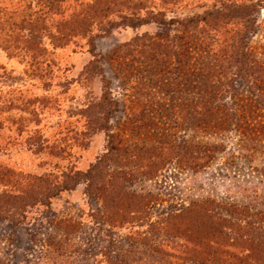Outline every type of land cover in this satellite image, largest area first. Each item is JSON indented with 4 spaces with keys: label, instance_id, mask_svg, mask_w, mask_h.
<instances>
[{
    "label": "rangeland",
    "instance_id": "rangeland-1",
    "mask_svg": "<svg viewBox=\"0 0 264 264\" xmlns=\"http://www.w3.org/2000/svg\"><path fill=\"white\" fill-rule=\"evenodd\" d=\"M33 17L43 57L0 42V264H189L175 234L264 229V0H0V38Z\"/></svg>",
    "mask_w": 264,
    "mask_h": 264
},
{
    "label": "trees",
    "instance_id": "trees-1",
    "mask_svg": "<svg viewBox=\"0 0 264 264\" xmlns=\"http://www.w3.org/2000/svg\"><path fill=\"white\" fill-rule=\"evenodd\" d=\"M42 21L38 17H33L32 19L26 20H19L21 24H24V26L28 27L23 28L24 31L15 35H5V37H1L0 42H2L5 46H8L10 44L12 49L18 48L16 45L20 44V51L18 52H23L27 60L29 61L35 58V56L37 57L41 55L43 57V43L41 42V37L39 34H36L33 31L38 25H43V23H41ZM141 21L146 22L145 19L134 21L132 19H128L127 22L129 26H135ZM157 22L160 24L169 23L162 18L157 19ZM38 28L41 29L42 27ZM87 42L89 43L90 48L94 47L93 39L88 38ZM238 71L239 74L243 75V77L247 76L245 69L239 67ZM103 99L107 103L111 102V100L107 96H103ZM101 124L104 129L107 128V126L105 127V123ZM90 171L91 170L88 169L85 174H90ZM78 174V172H75L71 177H69L70 180H72V183L70 185H67V183H65L63 184L62 188L67 189L76 184L79 181ZM1 177L2 176H0V178ZM5 208L6 209L2 208L0 205V210L6 212L8 210V206H5ZM206 210V208L200 206L199 209L192 213L193 218L196 221H199L201 224H203L205 220H210L209 216L211 214L207 213ZM184 213L185 212L181 214ZM214 220L216 221L211 222L210 220L208 224L207 230L211 235L210 239L208 238L205 240V242L198 244L199 247L196 245L197 243L192 244L190 243V240H188L184 236L180 238L178 235L175 234V238L180 239V242H175L173 244H170L169 246L171 251L175 253V257L182 258L185 260L184 262H187L189 264H264V229L261 225H254V229L252 228L250 235L246 234L245 238L242 240H231L230 243H222L218 236L222 235L226 237L225 235L227 234L226 232L230 230V225L235 223L233 220L225 219L224 221H222L225 222V225L223 226L221 225L219 218H214ZM216 238L219 241H217ZM246 247H248V252H246L242 256L236 257L235 255H233V250L235 252L236 248L240 250L241 248H245L246 250ZM166 251H168V249ZM250 253H256L257 257H251ZM192 254H196V257H194Z\"/></svg>",
    "mask_w": 264,
    "mask_h": 264
}]
</instances>
